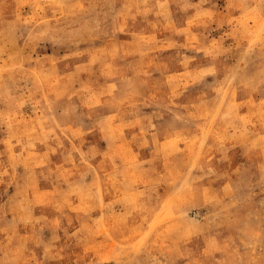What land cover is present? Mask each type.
I'll list each match as a JSON object with an SVG mask.
<instances>
[{"label": "rangeland", "instance_id": "1", "mask_svg": "<svg viewBox=\"0 0 264 264\" xmlns=\"http://www.w3.org/2000/svg\"><path fill=\"white\" fill-rule=\"evenodd\" d=\"M0 264H264V0H0Z\"/></svg>", "mask_w": 264, "mask_h": 264}, {"label": "crops", "instance_id": "2", "mask_svg": "<svg viewBox=\"0 0 264 264\" xmlns=\"http://www.w3.org/2000/svg\"><path fill=\"white\" fill-rule=\"evenodd\" d=\"M228 151H230L227 155H225V157H223L224 160H226L227 166L229 168V172H232L234 174V176H236V165H237V156L236 154L232 153V148H228ZM220 155L216 154L214 157V160L210 163H208L209 166H211L212 168H218V161L220 160ZM257 163V162H256ZM214 166V167H213ZM225 167V165H224Z\"/></svg>", "mask_w": 264, "mask_h": 264}]
</instances>
